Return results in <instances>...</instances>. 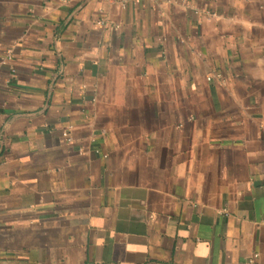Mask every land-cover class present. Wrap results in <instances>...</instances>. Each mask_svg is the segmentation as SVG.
Wrapping results in <instances>:
<instances>
[{
  "label": "crops",
  "instance_id": "0c3cea01",
  "mask_svg": "<svg viewBox=\"0 0 264 264\" xmlns=\"http://www.w3.org/2000/svg\"><path fill=\"white\" fill-rule=\"evenodd\" d=\"M0 264H264V0H0Z\"/></svg>",
  "mask_w": 264,
  "mask_h": 264
},
{
  "label": "built area",
  "instance_id": "2783aa9c",
  "mask_svg": "<svg viewBox=\"0 0 264 264\" xmlns=\"http://www.w3.org/2000/svg\"><path fill=\"white\" fill-rule=\"evenodd\" d=\"M113 1L124 7L133 0H113ZM66 135H68V133H66Z\"/></svg>",
  "mask_w": 264,
  "mask_h": 264
}]
</instances>
